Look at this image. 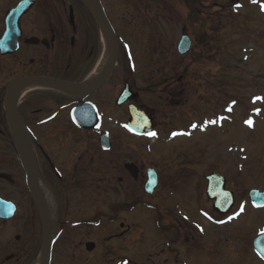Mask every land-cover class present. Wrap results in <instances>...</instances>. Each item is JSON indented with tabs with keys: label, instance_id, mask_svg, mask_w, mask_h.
I'll return each mask as SVG.
<instances>
[{
	"label": "flooded vegetation",
	"instance_id": "obj_1",
	"mask_svg": "<svg viewBox=\"0 0 264 264\" xmlns=\"http://www.w3.org/2000/svg\"><path fill=\"white\" fill-rule=\"evenodd\" d=\"M183 2L188 11L193 8ZM176 3L0 0V264L43 261L44 226L21 161L22 142L33 144L35 169L42 181V209L54 235L50 264H119L121 253L128 254L129 264H138L134 261L142 255L143 264H226L228 239L209 231L196 236L194 231L182 230L169 211L166 217L171 223L162 231L159 247L145 246L146 212L152 198L144 192L146 170L152 167L146 152L149 142L144 140L147 135L130 137L117 129L120 123H128L131 104L151 118L160 134L182 122L190 105L192 85L187 78L197 79L195 70H182L189 56L178 57L166 71L162 46H147L145 56L154 55L146 59L144 72L151 107L142 100L140 89L134 88L133 78L125 77L119 84V65L124 69L126 63L121 48L117 65L103 86L81 92L52 86L54 81L95 85L105 74L103 61L110 34L104 30V19L118 40L123 35L132 42L150 35L149 26L160 15L170 13ZM126 84L137 96L119 107V88ZM104 133L110 136L108 150L100 144ZM172 160L167 157L164 162L165 171L159 172L160 184L153 198L167 191L179 197L182 188L190 185L193 174L177 166L181 161ZM128 161L138 168L136 179L125 168ZM44 188L50 191L52 202L45 198ZM104 197H118L106 209L110 214L103 215L102 209L85 212L87 202L103 204ZM8 202L15 206V213ZM208 204L212 209V203ZM104 217H110L106 220L112 223V246L102 242ZM124 246L127 252H121ZM156 249L158 252L149 253Z\"/></svg>",
	"mask_w": 264,
	"mask_h": 264
},
{
	"label": "rangeland",
	"instance_id": "obj_2",
	"mask_svg": "<svg viewBox=\"0 0 264 264\" xmlns=\"http://www.w3.org/2000/svg\"><path fill=\"white\" fill-rule=\"evenodd\" d=\"M192 2H195L194 6L188 11L189 8L185 7L183 0H177L170 13L160 15L153 26H149L150 35L124 42L125 46L130 44L133 55H130L129 63L125 60L124 69L119 65L118 82L121 85L125 77H134L133 80L143 91L142 100L151 107L147 102L150 95L145 90L144 72L147 69L146 59H152L154 55L145 56L147 46H162L165 70L169 71L179 59L177 45L181 36L187 33L192 37L195 46L189 58L183 61L182 70H195L197 77L192 80L193 87L188 91V102L198 103L201 99L200 107L204 108L198 109L199 126L194 125L197 132L190 138H173L167 144H155L148 139L150 146H146V149L149 152V161L161 169L167 161L163 157L174 155L175 159H179L182 153L189 155L190 160H180L182 162L177 166H184L186 162L192 164L195 168L194 179L190 181L186 196L182 197L184 205L179 209L172 207L171 210V215H182L185 220L191 217L199 220L197 210H206L205 198L196 196L200 191L205 193L204 177L212 171L221 170V173H226L228 186L237 195L238 211L235 214H240V218L230 217L225 220L231 222L226 227H212V231H223L231 236L232 244L226 245L230 250L226 264H263L256 260L255 254L248 248L252 247L251 235L264 230V214H257L244 205L249 204L247 194L250 189L264 190V103L256 104L258 100L255 99L260 96L264 98V0ZM123 27L126 28V24ZM127 35L126 33L125 36ZM124 39L127 40L126 37ZM133 70L134 75L131 74ZM164 81L165 79H161V82ZM221 87L224 88L219 90ZM121 88L124 86L119 89ZM164 89L165 85L161 87L162 91ZM223 91L226 94L221 98ZM257 117L260 119L256 124L252 122L251 128L246 121L256 120ZM210 121L215 123H209ZM183 129H178L177 132ZM161 154L165 155L162 157ZM219 160L226 164H221ZM27 197L26 193L25 199ZM161 197L162 195L152 198L150 208L157 205L162 214L170 207L167 205L173 202L168 200L167 195L164 200ZM117 198L104 197V206L110 205ZM84 208L87 214L95 213L98 204L87 202ZM244 211L246 213L242 215ZM147 212L150 213L148 210ZM152 216L154 215L151 214L146 222V237L161 238L155 232L154 225L157 221ZM212 219L215 220L214 216ZM105 223L103 219V225ZM201 223L206 224L204 220ZM186 224L183 221L182 225ZM105 230L106 227L103 226V231ZM121 252H127V248L122 247Z\"/></svg>",
	"mask_w": 264,
	"mask_h": 264
},
{
	"label": "water",
	"instance_id": "obj_3",
	"mask_svg": "<svg viewBox=\"0 0 264 264\" xmlns=\"http://www.w3.org/2000/svg\"><path fill=\"white\" fill-rule=\"evenodd\" d=\"M192 46L191 39L188 36H184L178 46V51L181 55H186ZM117 47L114 46V52L116 51ZM116 54L114 55V59L112 58V61H115ZM81 86H75V88H80ZM126 98L121 100V102H124ZM131 120L129 123L130 129L134 133H142L146 131H151L152 126L145 120L143 117L140 116V114L135 110V108L131 107ZM24 150H23V156L26 164L27 173L30 179V185L32 189V193L34 198H36L35 194V185L33 181V174L30 171L31 167V150L30 146H28L27 142H23ZM132 166L129 165V168ZM131 170V169H130ZM208 181V187H207V195L210 200H214V208L221 213H226L230 210V208L234 204V196L229 191H226V181L223 177H221L218 174H212L207 178ZM158 184V175L155 170L149 171V181L147 183V192L153 193L156 186ZM250 199L254 202V204L258 207H261L264 205V193H260L259 191H251L250 192ZM48 239V232L45 231V252L47 256H49L50 249L47 246L46 240ZM255 249L262 257H264V234L260 235L257 240L254 243Z\"/></svg>",
	"mask_w": 264,
	"mask_h": 264
},
{
	"label": "snow or ice",
	"instance_id": "obj_4",
	"mask_svg": "<svg viewBox=\"0 0 264 264\" xmlns=\"http://www.w3.org/2000/svg\"><path fill=\"white\" fill-rule=\"evenodd\" d=\"M255 99L256 100H264V98H262V97H256ZM229 110H231V109H229ZM209 123H215V121H210ZM246 123L251 126L252 125V120L249 119V120L246 121ZM150 135H155V133H150ZM173 135H176V134L174 133Z\"/></svg>",
	"mask_w": 264,
	"mask_h": 264
},
{
	"label": "bare ground",
	"instance_id": "obj_5",
	"mask_svg": "<svg viewBox=\"0 0 264 264\" xmlns=\"http://www.w3.org/2000/svg\"><path fill=\"white\" fill-rule=\"evenodd\" d=\"M108 51V50H107ZM109 54V53H108ZM107 58H108V55H107V57H106V60H107ZM45 196H46V199L48 200V201H51V199H50V197H49V195L45 192Z\"/></svg>",
	"mask_w": 264,
	"mask_h": 264
}]
</instances>
